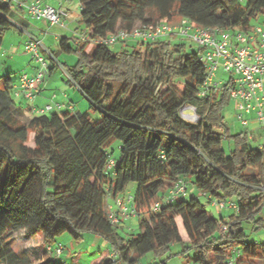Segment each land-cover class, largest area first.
<instances>
[{"label":"trees","instance_id":"1","mask_svg":"<svg viewBox=\"0 0 264 264\" xmlns=\"http://www.w3.org/2000/svg\"><path fill=\"white\" fill-rule=\"evenodd\" d=\"M78 1L76 29L89 39L138 22L180 17L205 27L248 30L253 18L264 15V0ZM12 9L0 1V48L5 32L14 29ZM185 41L168 35L134 41L133 48L122 46L119 51L105 44L86 50L89 42L62 36L58 50L77 54L75 63L64 65L68 77L90 108L100 111L99 120L68 109L35 114L13 98L11 77L4 79L0 264H59L46 252L34 261L15 252L10 237L21 230L29 237L40 234L44 243L65 232L75 240L84 233L103 237L109 248L88 264H139L143 255L160 257L174 245L175 254L188 264H230L236 252L233 264H263L264 244L247 241L242 223L261 224L254 215L264 203V142L252 144L247 127L229 133L222 108L232 99L231 82L228 78L215 88L205 87L199 49L190 50ZM54 68L50 62L48 72ZM184 107L194 108L199 122L183 119ZM224 137L232 139L228 152L222 147ZM114 141L120 147L118 159L109 149ZM111 158L115 165L108 168ZM177 179L186 183L187 194L164 200ZM129 182L138 184L132 208L140 218L139 231L123 237L116 227L125 218L112 223L105 206ZM190 186L194 191H188ZM200 196L212 206L214 201H231L236 207H223L232 211L217 219L208 214ZM156 201L159 208L152 210Z\"/></svg>","mask_w":264,"mask_h":264},{"label":"built area","instance_id":"2","mask_svg":"<svg viewBox=\"0 0 264 264\" xmlns=\"http://www.w3.org/2000/svg\"><path fill=\"white\" fill-rule=\"evenodd\" d=\"M9 3L13 8L23 9L26 13L35 18L43 19L51 25L64 26V20L68 17V11L59 6H52L42 0H32L26 3L25 0H0ZM174 36L189 41L199 49V59L204 63L206 70L205 87L220 85L214 77L217 69L221 66L224 72L230 74L231 82L229 95L235 101L239 110L237 118L242 126L249 125V119L244 117V113H253L258 125L262 129L259 134L264 142V15L259 23L254 24L248 30L242 28L219 29L205 27L195 22L180 17L176 21H150L138 22L129 29L118 28L107 36L97 39H89L85 31H78L74 34L75 42L89 44H105L112 46L116 43L132 41H155L164 36ZM41 41L29 35L24 43V50L31 54V57L41 63V69L34 75L23 73L19 76L18 82L12 86L13 98H18L27 102L32 101L37 92L38 85L42 82L44 73L48 72L50 61L40 54ZM50 57L53 54L48 51ZM68 75V74H67ZM65 96V94H64ZM73 110L72 104L65 106L62 103L45 104L42 107H31L32 112L43 114L49 111H61L63 109ZM115 165V160L111 158L108 168ZM187 194V185L183 179H177L172 187L168 189L164 200L171 201L178 196ZM133 201L132 196L120 195L114 199L117 205L113 209L112 205L106 203V212L110 221L118 223L119 218H126L134 214V209L125 205V202ZM213 205L223 208H235L236 205L231 201H214ZM159 201L152 204L151 209L159 208ZM62 250V245L58 244L55 248L57 254ZM238 256L236 252L235 258ZM235 258L231 259L230 264L234 263ZM264 264V262H263Z\"/></svg>","mask_w":264,"mask_h":264},{"label":"rangeland","instance_id":"3","mask_svg":"<svg viewBox=\"0 0 264 264\" xmlns=\"http://www.w3.org/2000/svg\"><path fill=\"white\" fill-rule=\"evenodd\" d=\"M78 2V0H75ZM79 13L78 6L75 9V14ZM12 24L15 29H11L5 32L2 39L1 49H9L10 43H15V51L17 52V56L14 59V63L11 64L12 72L9 73L1 71L0 67V86L4 84V79L7 77L15 78L17 75H21L23 73H27L31 75V73H36L41 69V63L31 57V54L26 53L24 50V41L28 39V31L24 30L21 34L18 22L12 20ZM263 18V14H259L256 18L251 20L252 24L259 22ZM43 20V19H42ZM18 24V26H17ZM39 27L43 29H47L48 33H54V31H61L58 25H47L45 23L36 22ZM81 29L82 26L79 25ZM19 30V31H18ZM42 37V36H41ZM40 37V38H41ZM49 39V38H48ZM185 41V40H184ZM45 43L47 41L45 40ZM187 47L191 50L196 48L194 44L189 41H185ZM123 43H116L111 46L113 51H119L123 48ZM47 45L51 48V51L55 52V58L52 61L55 62V68L49 73H44L42 78V87L46 95L49 97L48 104L53 105L55 102L59 100H63V94L71 96V100L74 103L75 111L78 113H88V118L90 120H99L101 118V113L99 110H95L90 108V101L79 91V89L74 85L69 79L67 72L65 70L64 65H72L77 60V54L75 52H63L58 50V43L55 41H50ZM125 48H133L132 44H127L124 46ZM92 45H87L86 50H91ZM10 50V49H9ZM5 51V50H3ZM40 54L47 60H49L48 52H40ZM3 60L0 57V62ZM8 67V64L7 66ZM34 71V72H33ZM6 73V74H5ZM230 74L224 72L222 67L220 66L215 74V81H218L220 84L226 82L229 78ZM19 99L15 98L17 102ZM65 109V108H64ZM63 109V110H64ZM238 109L235 106V101L233 99H229L227 104L222 108V114L224 117V122L229 128V133L234 135L241 130H244L245 127L242 126L240 120L237 118ZM50 112V111H49ZM191 110L184 109V113H190ZM38 114V113H35ZM253 113H244V117L249 119V125L247 128L256 127L258 125L255 118L251 116ZM258 133H262V129L258 130ZM261 139V138H260ZM231 138L224 137L222 140V147L226 152H228L231 148ZM32 142V141H31ZM255 143V142H254ZM253 143V144H254ZM112 151L111 156L115 159H118L120 156V147L117 141H114L109 148ZM138 184L136 182H129L124 192L122 193L125 198L127 196L134 197L136 194ZM192 187L190 186L188 191L192 192ZM194 191V190H193ZM197 194V192L195 191ZM107 202L112 205L113 209L117 208L114 200L112 198H107ZM200 200L205 204L206 211L211 217L219 218L224 217L227 218L228 214L231 213L232 210L228 208L218 209L215 206L207 203L206 199L203 196H200ZM125 205L129 208V210L133 206V202H125ZM254 218H260L261 224L255 221H244L242 223V228L246 234L245 239L252 242H258L259 244H264V203L260 207L259 211L254 215ZM140 218L134 214L129 215L125 218V222L123 225L116 227V231L122 235L123 237L127 236L129 232L137 233L138 223ZM10 240L12 241V248L15 252L20 255L28 256L32 261L40 259L43 255L48 253L53 257L59 264H88L91 259L95 257V255L105 249L109 248V243L103 237L92 233H84L83 236L75 240L69 233H63L56 237V239L51 243H44L43 238L40 234H36L33 237H29L25 234L23 230L12 233ZM63 246V250L59 256H57L54 252L55 247L58 244ZM49 247V249L47 248ZM178 246L174 245L170 249V251L166 252L164 255L160 257H155L151 252L143 255L139 258V264H159L160 261L166 260L167 264H188L187 260L181 255H176ZM46 252V253H45ZM173 254V255H171ZM259 261H256L258 264ZM248 263V262H247Z\"/></svg>","mask_w":264,"mask_h":264},{"label":"crops","instance_id":"4","mask_svg":"<svg viewBox=\"0 0 264 264\" xmlns=\"http://www.w3.org/2000/svg\"><path fill=\"white\" fill-rule=\"evenodd\" d=\"M27 2H31L32 0H26ZM44 3L52 5V6H59L61 5L62 7H64L67 11H68V17L64 20L65 25L64 26H59L58 28L61 29V31H54V33H48L47 29H43L42 27H39V25L36 24V22H43L45 24H49L48 22H46L45 20L42 19H35L31 16H29L25 10L23 9H12L10 12V16L12 17V20L15 22H18L21 34L23 35V31L26 30L28 31V37L29 35H32L34 37H36L37 39H39L41 41V47H40V52H51V48L47 45V43L49 44L50 41H56L57 43H59V40L62 36H72L75 33H77L79 31V29H76L78 26V20H79V13H77V15L75 14V9L78 6V10H80V4L79 1H75V0H42ZM17 24V26H18ZM51 25V24H49ZM53 26V25H51ZM15 29V28H14ZM13 30V29H12ZM18 30V31H19ZM42 36V37H41ZM41 37V38H40ZM49 38V39H48ZM45 40L47 41V43H45ZM24 39H23V43H24ZM134 41H130V42H126L123 43L122 45H127V44H133ZM15 43H10V47L9 49H4L5 51H3L0 48V57L3 58V60L0 62V67H1V71L6 72L4 70H7V72L11 73L12 72V66L11 64L14 63V59L15 57L18 55L17 52L15 51ZM2 46V45H1ZM53 52V51H52ZM27 53V52H26ZM48 61H50L51 63L55 64L54 61H52L53 57L49 56ZM55 58V56H54ZM8 64V67H6ZM34 72V71H33ZM50 73V72H49ZM6 74V73H5ZM27 74V73H26ZM35 73H31V75H34ZM29 75V74H28ZM30 75V76H31ZM19 75H17V77H15L14 79L11 78L12 82L14 84H16L18 82L19 79ZM43 83V82H42ZM42 83H40L38 85V92L35 96V98L30 101V102H21V100H18L19 103H21V106L23 107H42L45 104H48V100L49 97L46 95V93L44 92L45 90H43L42 87ZM77 87V86H76ZM78 88V87H77ZM79 89V88H78ZM80 91V90H79ZM81 92V91H80ZM63 100H59L57 102L64 104L65 106H67L68 104H72L73 106V111H75V107H74V103L72 102V100L70 99L71 96L69 97V95L63 94ZM252 118L254 117V114L251 116ZM247 130L250 132L249 134V139L251 141V143L254 145H258L262 142V140L260 139L259 133H258V128L257 126L251 127V128H247Z\"/></svg>","mask_w":264,"mask_h":264},{"label":"water","instance_id":"5","mask_svg":"<svg viewBox=\"0 0 264 264\" xmlns=\"http://www.w3.org/2000/svg\"><path fill=\"white\" fill-rule=\"evenodd\" d=\"M184 109L191 110V114L184 113ZM181 117L189 122H199L200 117L196 114L194 108L192 107H184L180 109Z\"/></svg>","mask_w":264,"mask_h":264},{"label":"bare ground","instance_id":"6","mask_svg":"<svg viewBox=\"0 0 264 264\" xmlns=\"http://www.w3.org/2000/svg\"><path fill=\"white\" fill-rule=\"evenodd\" d=\"M188 114H191V112H190V113H188Z\"/></svg>","mask_w":264,"mask_h":264}]
</instances>
